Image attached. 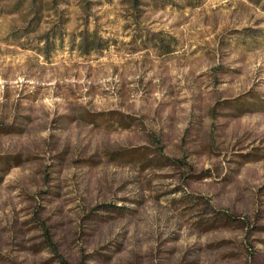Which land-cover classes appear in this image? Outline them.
Segmentation results:
<instances>
[{
	"label": "rangeland",
	"instance_id": "374dc122",
	"mask_svg": "<svg viewBox=\"0 0 264 264\" xmlns=\"http://www.w3.org/2000/svg\"><path fill=\"white\" fill-rule=\"evenodd\" d=\"M0 264H264V0H0Z\"/></svg>",
	"mask_w": 264,
	"mask_h": 264
}]
</instances>
